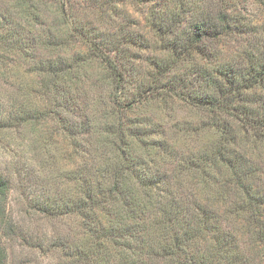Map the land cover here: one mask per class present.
I'll list each match as a JSON object with an SVG mask.
<instances>
[{
    "label": "clouds",
    "instance_id": "obj_1",
    "mask_svg": "<svg viewBox=\"0 0 264 264\" xmlns=\"http://www.w3.org/2000/svg\"><path fill=\"white\" fill-rule=\"evenodd\" d=\"M110 7L120 10L107 13L116 42L123 37L140 47L139 31L151 25L153 47L168 51L159 61L147 54L132 60L138 71L115 88L108 79L41 89L40 105L0 89V264H264V177L250 188L252 178L238 171L226 187L209 183L193 196L176 154L166 145L170 160L139 150L125 131L127 113L114 107L138 91L171 88L180 76L193 104L226 103L217 89L230 92L235 77L252 83L259 76L264 84V0H110ZM133 8L139 28L131 24ZM100 107L123 133L109 138L115 147L107 146L106 157L95 152L92 136ZM126 137L133 147L124 146ZM58 138L74 144L75 154L54 152ZM260 151L253 159L264 172V145ZM106 166L107 175L96 172ZM137 182L149 187L132 203L127 189ZM114 185L119 196L108 191ZM120 199L126 210L112 219L100 213Z\"/></svg>",
    "mask_w": 264,
    "mask_h": 264
},
{
    "label": "trees",
    "instance_id": "obj_2",
    "mask_svg": "<svg viewBox=\"0 0 264 264\" xmlns=\"http://www.w3.org/2000/svg\"><path fill=\"white\" fill-rule=\"evenodd\" d=\"M13 1L15 0H6L8 4ZM16 1L22 5L21 10L19 9L20 11L16 13L17 16L15 14L14 17L11 7L0 9V49L5 55H11L14 59L11 68L0 63V69L3 70L0 72V77L7 83L6 87L8 88H10V83L18 79H22L23 83H28L24 86L28 94L24 93L23 95L28 98L29 102L36 105L41 104L40 93L41 89L45 88L74 89L87 81L94 80L99 83L108 79L113 81L114 88L122 85L126 78L130 80L133 74L138 71L130 63L132 60L139 59L133 51L149 48L150 44L146 45L147 41L140 35L139 39L143 43L137 47L136 43L123 37L119 42H116L111 28L109 33L101 34L91 24L79 23L68 12L79 0H58L59 11L63 17H66L70 25L72 35L70 34L69 37L80 39L81 44L85 47L84 51H86L70 52V50L66 56H59L60 38L56 36V31H52L51 24H48L50 22L48 18L41 16L38 10L45 0ZM80 1L91 9L97 7L96 9L99 10L97 13L101 14L104 22L106 17L111 18L107 15L108 11L114 12V9L110 7V0ZM28 4L33 8L37 5L35 14L29 12ZM113 12L112 15L115 16ZM131 24L134 25V22L131 21ZM148 28L149 32L156 31L151 25ZM117 31L119 30L117 29ZM156 35L158 37L159 33ZM158 49L163 52L168 51L162 45ZM148 57L149 60H161L154 56ZM117 63H120L118 73L113 71ZM145 63L149 67L152 66L148 60ZM86 64L95 66L100 75L97 80L76 76L77 73L83 72V66ZM4 76L8 78L4 79ZM234 79L236 82L231 86L230 92L225 91L224 85L217 89L220 95L225 96L226 103L219 100L214 103L193 104L189 102L185 99L189 95L188 85L184 82L185 77L180 76L172 81L171 88H156L155 90L149 88L138 91L133 99L129 98L127 103L121 99L120 103L114 105L118 112L127 113L124 120V124L127 125L125 131H128L131 140L136 141L139 150L146 154H162L170 160L172 157H168V154L160 147L166 145L176 154L178 157L177 168L182 173H186L183 184L184 186L187 184L189 187L193 185L190 188V194L193 196H202L204 190L209 187V183L214 187H226L236 180L238 171L244 172L252 178L250 188L255 185L257 180L264 177L261 168L255 165L256 162L249 154L250 152L255 153L257 149L261 148V145H264V84L259 82V76L253 77L252 83H248L247 75L243 79L240 77ZM177 103L180 104L181 109L194 111L201 117L195 122H186L178 121L177 115L173 116L174 118L169 116L168 118L173 121V124L166 127L167 124L160 121L152 122V117L143 116L142 110H139V106L143 108L151 106V104L158 106L162 104V107L170 104L172 108ZM135 111L137 115H135ZM149 121L156 123L151 125ZM169 132H172L171 137ZM204 133H210L212 138L204 146H196ZM238 134L241 135L238 136ZM120 135L123 133L109 121L107 113L103 107H100L95 114L92 132L95 152L100 157H106L107 146L111 144L112 147H115L114 141L109 138L115 136L118 140ZM239 142L242 143L239 144L240 149L238 148ZM180 143L186 144L184 145L186 150L183 149V146L180 149L177 147ZM123 144L126 147H133L127 137ZM65 148L74 154L76 152V146L71 142L67 143ZM181 149L185 151H181ZM117 151H120L122 158L123 151L121 149H117ZM260 155L261 153L258 156ZM249 165L251 166L249 167ZM92 167H95V160L92 161L90 170ZM108 171L107 166L96 169V172L105 175ZM132 180L135 181L136 178L132 177ZM145 187H149V185H140L138 182L128 187L127 191L133 197L132 203H135L137 198H144L142 189ZM189 187L187 186V188ZM103 191L101 189V192ZM108 191L115 192L116 196H119L115 185ZM244 195L248 197L249 192H245ZM109 199L113 203H117L116 197L109 196ZM127 208L128 204L120 199L116 207L101 208L100 213H103L108 219H112L113 215H118ZM95 218L98 221L100 219L99 215Z\"/></svg>",
    "mask_w": 264,
    "mask_h": 264
},
{
    "label": "rangeland",
    "instance_id": "obj_3",
    "mask_svg": "<svg viewBox=\"0 0 264 264\" xmlns=\"http://www.w3.org/2000/svg\"><path fill=\"white\" fill-rule=\"evenodd\" d=\"M0 9H4L6 7H11V10H13V15L15 17V14L21 10V6L20 4H18V2L15 0L11 3H7L6 0H0ZM9 1V0H8ZM59 1L58 0H45V3H43L42 5H40L38 7V10L41 14V16L43 17H47L48 20L50 22H48V24H51V28L52 31H56V36H58L60 38V43H61V48L59 49L58 55L59 56H66L68 54V51L70 52H74L75 50H85V47L81 44L80 39H77L75 37H69L70 34L72 35V32L70 30V25L69 22L67 21L66 17H63L61 12L59 11ZM30 8V13L34 12L35 14V9H37V5L35 6V8H33L30 4L27 5ZM24 8V7H23ZM68 8V7H67ZM97 8V7H96ZM96 8H92L87 6V4H84L83 2L76 1L75 6L71 9H69V14L71 13V16L73 17V19H75L76 21H78L79 23H85V24H91V26L98 30L99 33L104 34V33H109L112 29V24L110 23L111 18L106 17L105 18V22L103 20V17H101V14L97 13L99 12L98 9ZM20 9V10H19ZM112 9V8H111ZM68 10V9H67ZM108 10V9H107ZM119 9H114V15L116 16L117 13L119 12ZM129 16H130V20L134 22V25L139 28L140 25V21L136 20L134 16H132V13L135 12V9H129ZM106 13V12H105ZM68 14L66 13V16ZM17 16V14H16ZM101 20V21H99ZM111 28V29H110ZM149 30V28H148ZM151 32L149 31H144V30H140L139 31V35L142 36L144 38L145 41H147V44L149 45L148 49H141V50H134L133 53L139 57V59L143 58L146 54L148 56H154L157 57L158 59L162 57L157 55L158 53H164L163 51H160L158 48L153 47V38L150 35ZM133 50V49H132ZM86 52V51H84ZM14 59L12 58L11 55H5L1 49H0V63H2L4 66H7L8 68H11V66L13 65ZM84 70L83 72H79L76 74L77 77L79 78H83V79H87L88 77L97 80L99 78V74L97 72V69L95 68L94 65L91 64H86L85 66H83ZM14 68H15V64H14ZM0 80L1 77H0ZM28 83H23L22 79H18L13 81L12 83H10V88L15 89L17 92L21 93L22 95L24 93L28 94L26 88L24 87L25 85H27ZM7 86V83H5L3 81L2 84H0V89H2L3 87ZM130 99H133V96L130 97ZM40 102L42 103V100H40ZM168 106H163L161 105H152L151 106H147V107H141L139 106V110H142L143 116H147L148 118L152 117V122L153 121H160L163 124H167L166 127H169V125L171 126V124H173V121L170 120L168 117L169 116H176L178 121H190V122H195V120L199 119L201 117V115L196 114V112L194 111H189L188 109H181V106L179 103H177L176 105H174V107L171 108L170 104H167ZM165 107V109H164ZM175 111V112H174ZM136 112V111H135ZM131 115V114H130ZM135 115H137V112L135 113ZM171 117V118H172ZM174 118V117H173ZM150 122V121H149ZM152 124H155L156 122ZM37 128L41 127V125L39 123H37L36 125ZM35 131V128L32 129H28L27 130V134H32V132ZM170 133V132H169ZM241 134H238V136H240ZM172 136V132L170 133V137ZM212 136L210 133H204L200 140L199 143L196 146H204L206 144V142H208L209 139H211ZM142 142V141H141ZM65 142L62 138H58L56 139V145L57 148L54 149V152L60 151L62 148H65ZM239 144H242L241 142L238 143V148H239ZM67 145V144H66ZM186 144L184 143H180L177 147L180 149L181 146H183V149L186 150L185 146ZM191 146H193V144H190ZM241 147V146H240ZM58 149V150H57ZM181 149V151H185ZM240 149V148H239ZM261 149V148H260ZM260 149H257L255 153H249L250 157L253 159L254 157H258L259 153H261ZM256 162V160H253ZM56 163L57 164H62L65 165L66 167H71V163L70 161L64 160L62 158H57L56 159ZM255 165L259 166L258 163L256 162ZM262 174H264V172H262ZM189 187V185L186 184V187ZM193 186V185H191ZM189 188H192V187Z\"/></svg>",
    "mask_w": 264,
    "mask_h": 264
}]
</instances>
